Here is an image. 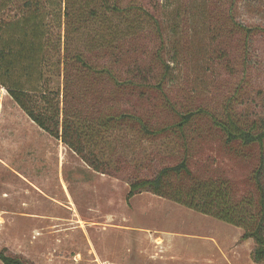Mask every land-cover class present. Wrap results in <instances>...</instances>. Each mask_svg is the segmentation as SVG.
<instances>
[{"label": "rangeland", "instance_id": "374dc122", "mask_svg": "<svg viewBox=\"0 0 264 264\" xmlns=\"http://www.w3.org/2000/svg\"><path fill=\"white\" fill-rule=\"evenodd\" d=\"M120 2L137 27L88 57L143 86L115 83L106 72L78 78L72 71L75 105L107 108L117 117L97 150L111 159L107 172L92 169L37 126L0 82V250L25 264H264L252 260L254 242L240 237L241 227L148 190L127 196L132 180L151 178L185 157L190 176H169L172 187L220 177L235 200L257 197L253 171L264 141L226 142L213 119L264 123V31L258 28L264 27V0ZM51 5L43 11L42 39L34 38L30 54L17 56H23L18 65L34 61L36 68L51 58L42 77L48 87L62 84L54 53L45 47L49 35L60 32L63 41L64 19ZM138 5L146 15L138 14ZM122 20L114 16V25ZM75 38L72 49L90 46L86 31ZM20 80L32 86L25 75ZM188 111L192 117L178 130L175 123ZM123 112L155 134L120 119Z\"/></svg>", "mask_w": 264, "mask_h": 264}, {"label": "trees", "instance_id": "16d2710c", "mask_svg": "<svg viewBox=\"0 0 264 264\" xmlns=\"http://www.w3.org/2000/svg\"><path fill=\"white\" fill-rule=\"evenodd\" d=\"M48 4H52L55 16L61 14L64 19L63 41L61 42L60 32L56 37L49 35L46 39L45 47L54 53L52 55L54 60L51 63L62 76L61 85L50 87L42 77L45 78L46 66L51 58L45 59L40 68L35 67L34 61L28 65L17 64L18 58L23 57L17 58L18 55L27 56L33 51L32 45L36 43L34 38L42 39L43 35L41 36L40 32L43 26L40 23ZM136 9L142 10V7L138 5ZM129 10L130 7L122 5L120 0H64L63 6H60V3L58 6L55 5L52 0H0V82L15 103L37 126L80 155L92 169L102 173L107 172L112 163L106 154L102 153L99 156L97 150L100 149V142L108 138L107 131L113 128V122L117 117L107 108H98L94 112L92 109L84 111L75 105L72 95L74 80L72 71L75 69L78 78L87 75L99 78L106 72L105 75L115 83H130L138 88L143 86L144 81L118 79L105 67L93 65L88 57L102 46L120 42L131 32V28L137 27V21L128 17ZM140 13L146 15V11H139L138 14ZM114 16L123 19L117 26L114 25ZM122 24H125V30L119 31V25ZM258 28L264 31V27ZM85 31L91 38L90 46L85 44L79 49H72L74 37L77 39ZM93 41L95 44L92 45ZM15 46L19 47L17 53ZM3 75L8 81L2 79ZM24 75L32 82L31 87L21 82L20 78ZM31 79L40 85H33ZM192 115V111L180 115L175 127L181 130ZM118 117L136 121L146 135L156 132L136 115L123 112ZM213 124L222 131L226 142L238 140L243 145L250 143L262 145L264 141V123L245 126L230 116L224 120L213 119ZM263 172L264 156H261L258 166L253 171L257 197L250 194L235 200L229 181L225 178L194 179L186 186L176 184L172 187L169 176L180 177L182 173L190 176L186 159L182 157L176 164L159 169L151 178L132 180L127 196L139 190H148L200 213L241 227L243 232L240 237L251 238L254 242L251 250L252 260L256 263L264 262ZM0 261L3 264H25L19 256L7 254L3 250H0Z\"/></svg>", "mask_w": 264, "mask_h": 264}]
</instances>
